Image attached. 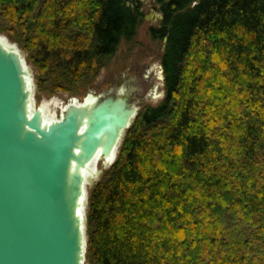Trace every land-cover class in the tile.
I'll return each instance as SVG.
<instances>
[{"label": "trees", "instance_id": "trees-1", "mask_svg": "<svg viewBox=\"0 0 264 264\" xmlns=\"http://www.w3.org/2000/svg\"><path fill=\"white\" fill-rule=\"evenodd\" d=\"M161 2L167 96L91 189L86 263L264 264V0ZM140 4L0 0V31L40 41L62 89L137 36Z\"/></svg>", "mask_w": 264, "mask_h": 264}, {"label": "water", "instance_id": "water-1", "mask_svg": "<svg viewBox=\"0 0 264 264\" xmlns=\"http://www.w3.org/2000/svg\"><path fill=\"white\" fill-rule=\"evenodd\" d=\"M33 95L23 53L0 38V264H86L87 171L116 162L135 90L70 101L51 121Z\"/></svg>", "mask_w": 264, "mask_h": 264}, {"label": "rangeland", "instance_id": "rangeland-1", "mask_svg": "<svg viewBox=\"0 0 264 264\" xmlns=\"http://www.w3.org/2000/svg\"><path fill=\"white\" fill-rule=\"evenodd\" d=\"M137 1H141L144 8L143 22L137 31V36L132 41H123L114 57L107 62V65L101 69L95 78L85 80L77 86L59 89L56 87V77H53L51 73H42V64L38 63L42 60L39 52L41 50L40 41L31 45L27 43L28 41L21 32L16 35L11 32L0 31V38L9 46L22 52L25 57L34 85L33 102L35 107L43 108L45 106L47 108L45 113H48L50 118L54 120L61 116L63 109L70 101L79 104L83 103L90 95L98 96L108 91L116 92L123 88L135 90L138 115H142L148 108H156L164 102L166 87L161 68L166 51V41L164 38H154L152 35V27L158 28L161 23L160 20L156 21L155 24L151 23L152 19H156V15L153 13L148 15L152 8L150 1L148 3L145 2L146 0ZM213 78V75L207 74L206 82L203 84L205 89L211 87ZM112 166H99L96 174L92 175L87 183L88 195Z\"/></svg>", "mask_w": 264, "mask_h": 264}, {"label": "flooded vegetation", "instance_id": "flooded-vegetation-1", "mask_svg": "<svg viewBox=\"0 0 264 264\" xmlns=\"http://www.w3.org/2000/svg\"><path fill=\"white\" fill-rule=\"evenodd\" d=\"M149 1H150V4H152V8H151L150 12L148 13V15H151V13L156 15V19L155 18L152 19L151 23L155 24L156 21L160 20L161 25L158 28H161L162 27V23L164 21V12H163L164 2H161V0H146L145 2L148 3ZM140 3L141 4L139 6V11L144 16V8L142 7V2L141 1H140ZM195 4L196 3H194L193 5H195ZM137 6H138V4H137ZM158 28L152 27V30L153 29H158ZM164 40L166 41V45H167L168 38L165 37ZM161 69H162V72L164 74L165 87H166L165 94L167 96V83H166V76H165V65H164L163 62H162V68ZM153 75H155V73H153Z\"/></svg>", "mask_w": 264, "mask_h": 264}, {"label": "bare ground", "instance_id": "bare-ground-1", "mask_svg": "<svg viewBox=\"0 0 264 264\" xmlns=\"http://www.w3.org/2000/svg\"><path fill=\"white\" fill-rule=\"evenodd\" d=\"M213 70V69H212ZM211 71V70H210ZM188 80V79H187ZM87 100V99H86ZM248 108V107H247ZM43 109H44V112L45 111H47V108L44 106L43 107ZM49 110V109H48ZM45 115H46V119L48 120V121H51L52 120V118H50V116H49V114L48 113H45ZM229 115V114H228ZM54 116V115H53ZM93 171L94 172H96L97 171V169L95 168V166L93 165V166H91L90 167V170L89 171H87V177H88V180L91 178V176H92V174H93ZM261 178V177H260ZM259 180V179H258ZM251 181V180H250ZM252 182V181H251Z\"/></svg>", "mask_w": 264, "mask_h": 264}]
</instances>
